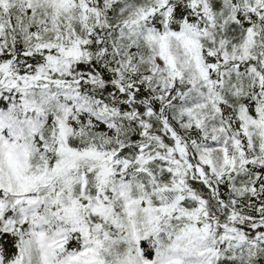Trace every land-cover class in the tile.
Returning <instances> with one entry per match:
<instances>
[{
  "label": "snow or ice",
  "instance_id": "snow-or-ice-1",
  "mask_svg": "<svg viewBox=\"0 0 264 264\" xmlns=\"http://www.w3.org/2000/svg\"><path fill=\"white\" fill-rule=\"evenodd\" d=\"M0 264H264V0H0Z\"/></svg>",
  "mask_w": 264,
  "mask_h": 264
}]
</instances>
